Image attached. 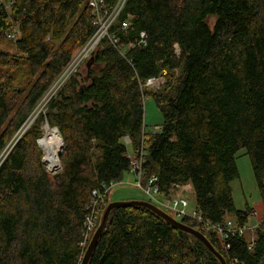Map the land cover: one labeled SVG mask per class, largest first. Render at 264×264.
I'll return each mask as SVG.
<instances>
[{
  "label": "trees",
  "instance_id": "1",
  "mask_svg": "<svg viewBox=\"0 0 264 264\" xmlns=\"http://www.w3.org/2000/svg\"><path fill=\"white\" fill-rule=\"evenodd\" d=\"M86 1L0 4V36L19 28L13 46L29 67L11 73L7 67L19 68L20 60L0 50V264L82 263L93 193L129 172L124 139L134 153L141 150L147 96L161 112L162 129L145 131L144 185L157 177L166 195L173 185L190 183L205 220L222 224L234 216L246 224L254 209H237L231 187L245 150L264 205V0H127L110 28L118 45L103 39L91 69L74 75L38 116L62 138L60 172L49 173L41 160L40 126L12 142L94 34ZM117 1L104 3L111 9ZM164 72L165 87L145 92L142 85ZM104 198L90 238L110 203ZM111 211L89 264H221L151 209ZM173 218L201 232L226 264H264V222L253 244L235 236L223 247L196 221Z\"/></svg>",
  "mask_w": 264,
  "mask_h": 264
},
{
  "label": "built area",
  "instance_id": "2",
  "mask_svg": "<svg viewBox=\"0 0 264 264\" xmlns=\"http://www.w3.org/2000/svg\"><path fill=\"white\" fill-rule=\"evenodd\" d=\"M127 0H118L117 3L111 9H107L105 6L104 0H87L88 7L91 9V13L93 15V25L95 26V32L87 41V43L77 50V52L73 55L70 63L63 70L61 75L56 78L57 80L54 82L48 93L43 98V101H46V105L49 101L56 96L60 90H62L69 80L79 73L86 65V63L94 56L97 48L103 39H108L113 46L116 47L119 43V38L111 33L110 28L116 22L118 16L120 15L122 9ZM0 4L3 5L6 9H10L13 4V0H0ZM130 26L129 21L122 22L121 28L127 30ZM8 37L14 41L18 40L21 37V32L17 26H12V28L7 33ZM141 42L140 44L146 45V35L145 33H141ZM117 50L120 51L122 55L125 53V48L123 46L119 47ZM178 51V49H177ZM165 72L159 74L156 77H152L148 79L143 85L142 88H151L159 90L166 82ZM152 133H156L161 131L162 127L157 126L153 128ZM146 131V130H145ZM145 131H143L142 136V144L141 150L138 153H134L132 151L129 154L130 157V170L128 173L135 176L136 183L135 186L144 191L148 200H150L153 205L160 208L167 214L172 212L174 217L176 218H184L188 217L190 220L196 221L201 224L204 230L208 232L216 233L219 236V239L223 245V247L227 246V241L231 237H243L246 236L248 231H253L248 222L246 224H240L239 220L236 217L225 219L224 223L213 224L210 221H207L203 218V216L195 209L194 212L189 213L188 208L190 206V193L193 192L192 186L189 184L186 185H178L175 184L172 186L170 191L165 195L159 192V188L157 187V177H151L147 183L146 187L142 186V178L144 175L143 165L145 163ZM18 140V139H17ZM125 144L131 145V140L129 138L124 139ZM116 185V183H111L109 187L104 186V192L94 191L93 196L94 200L92 203V215L89 217L87 222V235L94 228V226L98 223L99 214L102 210V206L105 205V195L108 193V190ZM134 185V184H133ZM162 197V199L159 198ZM150 202V203H151ZM173 217V216H172ZM252 217H257V213L253 212L247 219L250 220ZM264 218V217H263ZM262 218V219H263ZM248 220V221H249ZM264 221V219H263ZM259 222L257 225H260ZM257 227V226H256ZM254 239L249 241L251 244L254 243Z\"/></svg>",
  "mask_w": 264,
  "mask_h": 264
},
{
  "label": "rangeland",
  "instance_id": "3",
  "mask_svg": "<svg viewBox=\"0 0 264 264\" xmlns=\"http://www.w3.org/2000/svg\"><path fill=\"white\" fill-rule=\"evenodd\" d=\"M214 21H215L214 18L211 19V21H210L211 27L213 26ZM13 45H14V40L10 39L8 37V35L6 36V38H4V36H0V50L8 51V52H10L11 55L17 56V58L20 60V62H19L20 67L19 68L14 67L12 65L8 66L7 68L9 69V71L11 73H14L16 71L19 72L18 69H20L22 73H28L29 72V67H27L28 66L27 62L25 61L24 58H20V54L18 52H16V50H15ZM76 52L77 51H75L74 54ZM81 71H82V74H85L86 65ZM166 82H167V78H166ZM166 82L159 90H156V91L154 89H151V88L150 89L146 88V90L144 88L143 89H144L145 92L147 90H150V91H153V92H159L165 87ZM20 83H25V81L23 80V82H20ZM16 87L20 88L21 86L16 85ZM28 88H30V86ZM46 106H47L46 105V101H43V99H42L38 103V105L36 106L34 111L28 116L26 121L22 124V126L17 131V133H15V135L13 136L12 142H14L16 139L20 138L21 135H23L25 132H27V130H29L31 127L40 126L39 130H40V133H41V137L38 140L39 143L37 141L38 146H40L41 140H42V138L44 136V133H43L44 132V127H45V125L47 123H41L40 124V120H39L40 118L38 116H39V114L41 112L42 113H46ZM145 123H146V126H147V128H146L147 132H153V130H154L153 128H155L157 126H160L161 123H162L161 112H160L159 108L157 107L155 101L153 100V98L151 96H147L146 99H145ZM8 147H9V145H8ZM8 147L6 148L7 150H8ZM127 147H128L129 154H131L132 153L131 145H128ZM39 148H40L41 153H42V159L41 160H42L46 170L49 173H51V174H55L56 172H60V169H61L60 168V158H59L60 150L57 152L58 153L57 158H58V162H59L58 165L59 166H57L56 168H49L47 166V164L45 163V160H44L45 159V151H44L42 146H40ZM61 150H62V148H61ZM4 154H5V151L2 153L1 157L4 156ZM236 162H237L236 166H238V169H239L240 177H239V179L234 181V185H233V192L232 193L234 194L235 206L237 207V209L243 210V209H245L246 204H248L249 207L254 208L255 209L254 212L257 213V217H255V218L252 217L248 221V224L250 226L253 225L251 227L253 229H255L253 231H248L246 233V237H247L248 241H252L253 239L254 240L256 239V231L261 226V224L264 222L263 221V219H264L263 218L264 217V205H262L263 203H262V200H261V197H260V193L258 192V189H257V186H256V180H255V177H254V174H253L252 166H251L249 157L246 155L245 150H242V151H240L238 153ZM126 174H128V173H126ZM132 177L134 178V181L131 182V183H132V185L134 184L133 185L134 189L135 190H139L142 193V195H143V198L140 201H146L147 199H149V198L146 197V195H145L143 190H141V189H139V188H137L135 186L137 178H135L134 175ZM142 182H140V183H142ZM131 183L124 181V178H123L122 181L116 183V185H114L113 187H111L108 190L107 201H109L110 203L112 201H115V199H117L119 197L118 192H121V191H119V189L126 188L127 186H132ZM142 186L146 187L147 184L144 185L142 183ZM116 191H117V193H116ZM189 197H190V206L188 208V212L192 213L196 209V202H195L194 192H191ZM159 198L162 199L161 196H159ZM115 202H118V201H115ZM169 215L174 217V214L172 212H169ZM233 217L234 216H229L227 218H233ZM259 222H261L260 225H257ZM91 239L92 238H90V237L88 238L87 244L85 245V251L87 250V248H88V246H89V244L91 242Z\"/></svg>",
  "mask_w": 264,
  "mask_h": 264
},
{
  "label": "water",
  "instance_id": "4",
  "mask_svg": "<svg viewBox=\"0 0 264 264\" xmlns=\"http://www.w3.org/2000/svg\"><path fill=\"white\" fill-rule=\"evenodd\" d=\"M92 63H94V57H92L86 64V68L87 69H91L92 67ZM58 130V129H57ZM19 139V138H18ZM63 142V141H62ZM39 143V142H38ZM63 145V143H62ZM61 145L62 150L60 151L59 154V158L62 154L63 151V146ZM58 170V169H57ZM131 206H140V207H145L148 208L149 210L151 209V211H153L154 213H156L158 216H160L163 220H165V222L169 223L170 225H172L173 227L186 232L188 234H192V236H194L195 238H197L199 241H201L205 247L208 248V250L214 255L216 256V258L218 260H220L221 264H226V261L223 260L224 258L214 249V247L210 244V242L207 240V238L199 231L188 227L186 225H184L183 223L179 222L178 220H176L175 218H173L171 215L167 214L166 212H164L163 210H161L160 208L156 207L155 205L146 202V201H140V200H131V201H118V202H111L108 204V206L106 207L104 214L102 216V220L101 223L99 224V227L97 228V231L95 232L87 250L85 251L83 260L81 264H89L90 258L92 256V251H94L98 241H99V237H101L110 213L112 212L111 210H114L116 208L119 207H131Z\"/></svg>",
  "mask_w": 264,
  "mask_h": 264
},
{
  "label": "bare ground",
  "instance_id": "5",
  "mask_svg": "<svg viewBox=\"0 0 264 264\" xmlns=\"http://www.w3.org/2000/svg\"><path fill=\"white\" fill-rule=\"evenodd\" d=\"M56 129L55 128L52 129L48 125H45L44 132H43L44 136H43L41 143H40V146H42L44 151H45V159H44L45 163L47 164V166L49 168H56L57 166H59L58 165L59 162H58V158H57V155H58L57 152L59 150L61 151L60 147L62 145V139H61V136L59 134V131ZM96 226H97V224L89 232V234L87 235V238H89L93 234Z\"/></svg>",
  "mask_w": 264,
  "mask_h": 264
},
{
  "label": "crops",
  "instance_id": "6",
  "mask_svg": "<svg viewBox=\"0 0 264 264\" xmlns=\"http://www.w3.org/2000/svg\"><path fill=\"white\" fill-rule=\"evenodd\" d=\"M132 176L133 175L130 173L126 174L124 176V181L129 182V183L133 182L134 178ZM131 185H132V183H131ZM233 185H234V181L231 183L232 189H233ZM117 191H116V193H117ZM119 191H121V192H118L119 197L117 199H115V201H131V200H136V199L141 200L143 198L142 193L139 190H135L133 185L127 186L126 188L119 189ZM115 201H112V202H115ZM254 211H255V209H254Z\"/></svg>",
  "mask_w": 264,
  "mask_h": 264
}]
</instances>
